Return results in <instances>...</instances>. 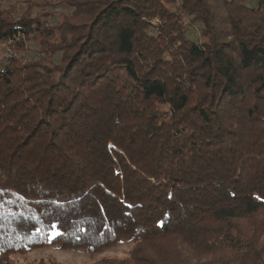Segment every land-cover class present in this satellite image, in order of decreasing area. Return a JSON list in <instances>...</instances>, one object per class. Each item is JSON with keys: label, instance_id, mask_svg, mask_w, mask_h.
Returning <instances> with one entry per match:
<instances>
[{"label": "trees", "instance_id": "trees-1", "mask_svg": "<svg viewBox=\"0 0 264 264\" xmlns=\"http://www.w3.org/2000/svg\"><path fill=\"white\" fill-rule=\"evenodd\" d=\"M0 53V264H264V0H0Z\"/></svg>", "mask_w": 264, "mask_h": 264}, {"label": "rangeland", "instance_id": "rangeland-1", "mask_svg": "<svg viewBox=\"0 0 264 264\" xmlns=\"http://www.w3.org/2000/svg\"><path fill=\"white\" fill-rule=\"evenodd\" d=\"M36 2H42L43 0H34ZM51 4H58V0H51ZM28 4H25V8ZM45 7V6H44ZM53 7V5H52ZM24 8V9H25ZM39 9V8H38ZM55 11L65 12L62 7H53ZM41 13L47 12L46 8L39 9ZM22 37L19 34L15 38L9 37L8 43H16ZM27 51L23 53L28 57L32 55V50L35 49L33 45L29 46L25 42ZM3 58V54L0 53V63ZM135 245L128 242H120L119 244L108 247L101 252L90 253L81 248H62L56 244H46L41 247L34 248L25 253H14L9 255L6 259L10 264H135L131 261L130 253L134 249ZM186 255V253L184 252ZM194 264H206L207 258L193 259Z\"/></svg>", "mask_w": 264, "mask_h": 264}, {"label": "snow or ice", "instance_id": "snow-or-ice-1", "mask_svg": "<svg viewBox=\"0 0 264 264\" xmlns=\"http://www.w3.org/2000/svg\"><path fill=\"white\" fill-rule=\"evenodd\" d=\"M37 231H39V229H37ZM60 235H62V233L58 230V226L56 224L50 225V228L47 234L48 242H51L52 239Z\"/></svg>", "mask_w": 264, "mask_h": 264}]
</instances>
